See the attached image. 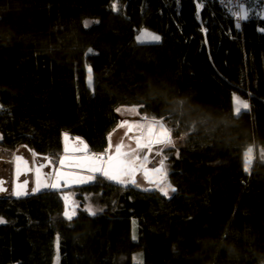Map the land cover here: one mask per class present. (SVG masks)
<instances>
[{"label": "trees", "instance_id": "obj_1", "mask_svg": "<svg viewBox=\"0 0 264 264\" xmlns=\"http://www.w3.org/2000/svg\"><path fill=\"white\" fill-rule=\"evenodd\" d=\"M144 28L161 40L138 42ZM262 30L264 17L237 29L217 0H0L1 146L59 158L69 134L104 152L107 105L136 109L169 132L175 189L99 177L78 190L96 215L71 220L56 192L0 198V264H227L221 235L246 225L264 250V160L245 169L264 148Z\"/></svg>", "mask_w": 264, "mask_h": 264}, {"label": "flooded vegetation", "instance_id": "obj_2", "mask_svg": "<svg viewBox=\"0 0 264 264\" xmlns=\"http://www.w3.org/2000/svg\"><path fill=\"white\" fill-rule=\"evenodd\" d=\"M146 119L147 118L141 115L137 110L134 114L118 116L119 121L113 131L111 144L112 150H116L117 145H124L123 149L129 154L127 158L136 161L138 169L134 177L136 184L130 185L146 190H155L158 189V187L155 188L156 184L150 181L155 176H146L145 170L151 172L154 169L160 168V161L164 160V171L167 172L166 157L163 154V149H165V147H162L166 144L152 143L149 147H138L137 139H135V137H139L143 141L146 140L149 135L145 128ZM130 125H144V127H133L129 130ZM158 129L159 127L155 130ZM20 154H23L29 160L31 170H29V167H27L25 163L16 162V156ZM61 156L59 158H52L45 155H38L35 152L23 149L11 151L5 149L0 144V182H2L0 183V188L4 189V191L0 192V198L18 199L27 196L17 197L14 195V192L17 190V185H24V191H26L28 195L37 194L33 192V189L36 188V168L38 171L44 173L45 177H49L53 173L55 174V170L59 167V160ZM53 165H55V167H53ZM141 165L143 166L141 167ZM99 177L101 176H96L93 183L96 182ZM80 188H74L67 192H56L61 197L64 193H69L68 199L71 204V210L75 213H77L80 208L77 209L78 206L72 202L74 197L78 198V196L81 195V193L78 192ZM47 192L53 191L49 190Z\"/></svg>", "mask_w": 264, "mask_h": 264}, {"label": "snow or ice", "instance_id": "obj_3", "mask_svg": "<svg viewBox=\"0 0 264 264\" xmlns=\"http://www.w3.org/2000/svg\"><path fill=\"white\" fill-rule=\"evenodd\" d=\"M252 14L253 13H250L247 9L241 10L239 13H236L238 18L245 19V20L248 19L249 16ZM85 26H87V22H85ZM136 39L138 42L158 43L161 40V37L159 35H155V34L145 31L141 33L140 35H138ZM242 107L244 109H247L248 105L244 103ZM236 108L238 111H241L240 106H237ZM154 123L155 122H153V124ZM133 127L143 128L144 125H130L129 130H131ZM147 131L149 135L146 140L142 141L139 137H135V139H137V145L139 148L149 147L152 143H159V144L171 143L169 139V133L167 129L163 127V125H160L158 130H155L153 128V125L149 124L147 127ZM65 140L66 141L68 140L67 135H65ZM77 140L79 141V138H77ZM123 147L124 145L122 144L116 147V155L110 156L108 158L107 166H105L100 160H89V171L94 174H99L102 178H106L107 180L116 182L120 185H128V184L135 185L136 181L134 177L138 170L136 161L133 159L127 158L129 154L127 152L122 151ZM76 150H79V151L87 150V145L84 144L83 148L76 149ZM61 163H63V161H61ZM160 165H161L160 168L154 169L151 172H149L148 170H145V175L152 177V176H156L157 174H159L157 178V187H159L160 191L163 192L165 196H167L168 195L167 189L165 187H161L159 183V181L162 180L165 176L164 160L160 161ZM142 166L143 165H141V167ZM38 176H39V171H38ZM65 177L72 179L75 183H86V182L94 181L96 179V175H89L85 177V176H76L71 173L61 172L57 176V180L59 181L60 179H63ZM41 187L57 188L59 187V184L58 183H53V184L41 183V181L38 179L37 186L36 188L33 189V192L39 191ZM2 191H4V189L0 188V192ZM172 191L174 192L175 189H172ZM14 195L17 197H20V196L28 195V193L24 191V185H17V190L14 192ZM65 199H67V197H65ZM87 211L93 216L96 215V213L93 212L91 208L87 209ZM65 216L69 220H71L73 216H75V212L73 211L71 214L68 212H65ZM0 223H4V221L0 219Z\"/></svg>", "mask_w": 264, "mask_h": 264}, {"label": "water", "instance_id": "obj_4", "mask_svg": "<svg viewBox=\"0 0 264 264\" xmlns=\"http://www.w3.org/2000/svg\"><path fill=\"white\" fill-rule=\"evenodd\" d=\"M153 122H155V123L153 124ZM149 124H152L154 129H156L160 125H163V123H161L160 121L152 120V119H146L145 120L146 130H147V127ZM163 127L165 128L164 125H163ZM65 135H67V137H68L67 141L65 140ZM65 135H64L63 155L61 156V158L59 160V167L57 168V170H55V174L53 173L51 176L45 177L44 173L39 171V176H38V169L36 168V170H35L36 171V186H37V180L39 179L41 181V183H48V184L58 183L59 187H57V188L41 187L39 191L35 192L37 194L45 193L49 190H51L53 192H67V191L74 189V188H80L83 186L90 185L93 183V181L86 182V183H75L72 179L67 178V177L60 179L58 181L57 176L61 172L71 173V174L76 175V176H85V177H87L89 175L100 176L99 174H94V173L89 171V160H100L105 166H107L108 158L110 156L116 155V150H112V144H111V147L109 146V148L107 150V155L104 154V155L100 156V154H98V153L90 152V148H89L88 144L81 137H73L69 134H65ZM77 138H79V141L77 140ZM80 142H82V143H80ZM84 144L87 145V150H84V151L76 150V149L83 148ZM122 151L126 152L123 148H122ZM61 161H63V163H61ZM16 162L25 163V165H27V167H29V170H31L29 160L23 154L16 156ZM53 167H55V165H53ZM158 175L159 174H157L154 178H152V180H150L152 183L156 184L155 188H157ZM167 177H168V173L165 172L164 178L162 180H160L159 183L161 184ZM111 182H113V181H111ZM114 183H116V182H114ZM116 184H118V183H116ZM68 194L69 193H64L62 195V197L65 201L64 216H65V212H68L70 214L72 213L71 204H70V201L68 199ZM65 197H67V199H65ZM76 215H77V213H75V216H73V218L76 217ZM65 218L68 219L66 216H65Z\"/></svg>", "mask_w": 264, "mask_h": 264}, {"label": "rangeland", "instance_id": "obj_5", "mask_svg": "<svg viewBox=\"0 0 264 264\" xmlns=\"http://www.w3.org/2000/svg\"><path fill=\"white\" fill-rule=\"evenodd\" d=\"M145 31L156 35L155 32H153L151 30H148V29H145V28L141 29L138 35H140L141 33L145 32ZM171 56H172V64H173V69H174L173 70V79H174L177 71L179 70V59L174 55L173 47L171 49ZM88 83H89L90 87L93 86L92 70H91L90 66H88ZM244 103H246L249 106L248 101L243 100V99L238 98V97L236 98V104H237V106L241 107V110L244 109L242 107V105ZM135 112H136V109H127L125 107H114L113 105H107V107H106V114L108 116H111V117H113V116L114 117L123 116L125 114H134ZM169 139H170V137H169ZM170 145H171V143L170 144H166V145H164L162 147H168ZM257 159L264 160V148H259L256 145L249 146L247 148L246 152H245V169H246L247 172L251 171V169H252V167H253V165H254V163H255V161ZM121 186H124V187L129 186L130 187L132 185L128 184V185H121ZM160 186L161 187H165L167 189L168 195L172 194V192H173L172 189L173 188H172V186L170 185V183L168 181V177L160 184ZM158 190L160 191L159 187H158ZM72 203L78 206L77 209L80 208L82 210H86L87 211V209L91 208V210L93 212H97L98 211V209H96L93 205H91L90 202H85V204L83 205L82 202H81V199L76 198V197H74ZM0 219H2V218L0 217ZM136 262L140 263V260L138 259V257L136 258Z\"/></svg>", "mask_w": 264, "mask_h": 264}, {"label": "clouds", "instance_id": "obj_6", "mask_svg": "<svg viewBox=\"0 0 264 264\" xmlns=\"http://www.w3.org/2000/svg\"><path fill=\"white\" fill-rule=\"evenodd\" d=\"M257 232L250 226L246 225L234 239L221 235L220 247L225 251V260L227 264H241L248 258L249 254L256 257L257 264H264V250H255ZM215 257L208 261L207 264H214Z\"/></svg>", "mask_w": 264, "mask_h": 264}, {"label": "built area", "instance_id": "obj_7", "mask_svg": "<svg viewBox=\"0 0 264 264\" xmlns=\"http://www.w3.org/2000/svg\"><path fill=\"white\" fill-rule=\"evenodd\" d=\"M201 2L202 0H196ZM219 5L223 8L226 15L233 20L237 29H241L244 22L252 19H262L264 17V0H217ZM247 9L250 13L248 19H240L236 13ZM206 31V30H205ZM100 156L107 154V150L98 153ZM105 160V159H104Z\"/></svg>", "mask_w": 264, "mask_h": 264}, {"label": "crops", "instance_id": "obj_8", "mask_svg": "<svg viewBox=\"0 0 264 264\" xmlns=\"http://www.w3.org/2000/svg\"><path fill=\"white\" fill-rule=\"evenodd\" d=\"M156 35H158L157 33H156ZM160 36V35H159Z\"/></svg>", "mask_w": 264, "mask_h": 264}, {"label": "bare ground", "instance_id": "obj_9", "mask_svg": "<svg viewBox=\"0 0 264 264\" xmlns=\"http://www.w3.org/2000/svg\"><path fill=\"white\" fill-rule=\"evenodd\" d=\"M108 150V149H107ZM107 155V154H106Z\"/></svg>", "mask_w": 264, "mask_h": 264}]
</instances>
